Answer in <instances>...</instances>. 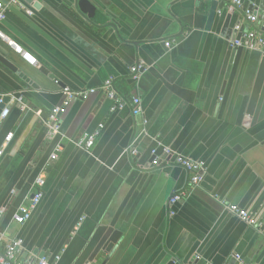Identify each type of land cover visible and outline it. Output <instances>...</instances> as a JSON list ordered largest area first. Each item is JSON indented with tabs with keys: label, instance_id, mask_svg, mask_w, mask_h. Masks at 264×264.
<instances>
[{
	"label": "crops",
	"instance_id": "1",
	"mask_svg": "<svg viewBox=\"0 0 264 264\" xmlns=\"http://www.w3.org/2000/svg\"><path fill=\"white\" fill-rule=\"evenodd\" d=\"M25 3L0 25L36 60L30 65L0 41V99L10 107L0 118L2 245L21 241L26 263L264 264V232L225 209L264 224V83L243 125L263 56L232 46L238 24L264 35L244 15L264 16V0H242L240 10L227 0ZM92 9L105 24L92 21ZM138 63L145 69L134 82ZM107 81L124 102L115 112ZM65 87L95 92L62 110L54 134L42 119L61 105ZM84 134H96L89 151L75 145ZM165 149L204 163L202 182L192 186ZM42 174L43 196L18 226L13 216ZM180 192L187 196L170 206Z\"/></svg>",
	"mask_w": 264,
	"mask_h": 264
},
{
	"label": "built area",
	"instance_id": "2",
	"mask_svg": "<svg viewBox=\"0 0 264 264\" xmlns=\"http://www.w3.org/2000/svg\"><path fill=\"white\" fill-rule=\"evenodd\" d=\"M230 2V6L235 10H240L242 7V0H227ZM26 0H0V25L6 19V13L10 9H18L26 11ZM30 13V12H29ZM245 20L247 24H258L260 31L264 32V16L254 15L252 12L246 11L244 12ZM234 30V39L232 40V46L235 48L243 47L248 51L259 52L262 56H264V35L259 34L255 31H251L248 29H244L241 25H236L233 28ZM0 41L4 43L7 47L11 48L14 52L22 57L26 62L30 65H35L36 60L32 58L26 51H24L21 47L17 46L14 41H12L9 37H7L0 28ZM166 47L169 48L170 44H166ZM144 65L142 63H138L133 65L130 68L131 79L134 82H137L144 72ZM103 90L105 92L106 97L112 101L113 105L111 108V112H115L123 107L124 102L122 99L117 98L115 92L111 88V82L107 81L104 84ZM95 92L94 89L89 90H71L67 87L63 88L62 95L63 101L59 107H56L52 110L51 115L43 120V124L46 129L51 133H58L60 129V120L59 116L62 110L66 109L72 100L74 99H84L88 95L93 94ZM132 105L137 107L140 103L138 97H134L132 100ZM0 105L3 106V109L0 114L1 119H5L10 111V107L7 104H4L3 100L0 99ZM137 111V109H136ZM102 128V126H100ZM96 134H84L78 141L75 142L76 147L82 149L83 151H89L93 144ZM13 137V134H9L5 143L8 144ZM61 146H57L56 153L61 150ZM2 151H0L1 155ZM56 153L51 156L52 160L56 159ZM132 155H136V150H132L130 152ZM164 154L170 158H173L175 163L180 165L187 173L190 175L189 183L196 187L203 180L204 174V163L193 161L188 158L174 156L168 149L164 150ZM154 157L152 163L156 164L157 159L155 156V152H152ZM45 186V177L42 175L38 176L34 183L33 188L35 189L32 198L29 199L26 205H21L17 212L13 216V221L18 226L24 225L31 217L33 210L39 204L42 196H43V188ZM187 196V192H180L174 194L168 201L170 206L178 203L182 200L183 197ZM225 209L238 217L248 226L253 227L257 230H261L264 232V224L256 217V215H251L247 210L239 209L237 207L226 205ZM173 214V213H171ZM21 248V241L19 240H11L2 245L0 240V264H57L60 260L59 256H55L52 260H49L47 257L38 258L35 263H26L20 261L18 259L19 250Z\"/></svg>",
	"mask_w": 264,
	"mask_h": 264
},
{
	"label": "water",
	"instance_id": "3",
	"mask_svg": "<svg viewBox=\"0 0 264 264\" xmlns=\"http://www.w3.org/2000/svg\"><path fill=\"white\" fill-rule=\"evenodd\" d=\"M91 19L97 25L98 24L102 25V24H105V22H106V18L104 16H102L100 13H98L95 9H92ZM233 39H234V37H233ZM235 50H236V48H234V51ZM229 69H230V67H228L227 73H228ZM227 73H226L225 77H227ZM263 83H264V56L261 58V61H260L259 67H258V71H257V74H256L255 82H254V85H253V88H252V91H251V94H250V97H249V102H248V105H247L246 115H245L244 123H243L245 128L249 127V125H250V122L252 120V117L254 115V112H255V109H256V106H257V103H258V99H259V95H260ZM24 178H25V176L22 178V180L20 181L19 185L22 184ZM112 244H115V243L112 242ZM112 249H111V247H109V252Z\"/></svg>",
	"mask_w": 264,
	"mask_h": 264
}]
</instances>
